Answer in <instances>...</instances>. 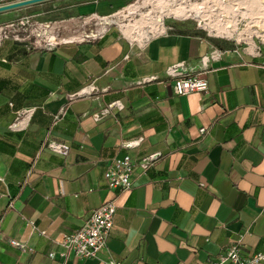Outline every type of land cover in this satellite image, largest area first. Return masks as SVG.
<instances>
[{"label":"crops","instance_id":"crops-1","mask_svg":"<svg viewBox=\"0 0 264 264\" xmlns=\"http://www.w3.org/2000/svg\"><path fill=\"white\" fill-rule=\"evenodd\" d=\"M54 2L100 19L125 6L48 0L19 9ZM19 9L0 12V24ZM118 31L51 49L0 44V264H209L235 243L243 259L264 252V60L187 32L140 41ZM170 67L203 75L208 89L175 94ZM125 154L154 157L135 168L130 189L109 188L103 172ZM106 201L116 211L97 255L61 257L54 240Z\"/></svg>","mask_w":264,"mask_h":264},{"label":"rangeland","instance_id":"rangeland-1","mask_svg":"<svg viewBox=\"0 0 264 264\" xmlns=\"http://www.w3.org/2000/svg\"><path fill=\"white\" fill-rule=\"evenodd\" d=\"M66 3L19 9L11 21L29 16L28 46L42 33L56 41L86 38L114 26L140 41L160 31H181L217 41L218 49H236L244 57L264 60V0H133L108 18L83 17L65 8ZM182 8V12L176 9ZM1 23L0 26H4ZM41 36L39 38H41ZM27 39V38H26Z\"/></svg>","mask_w":264,"mask_h":264},{"label":"built area","instance_id":"built-area-1","mask_svg":"<svg viewBox=\"0 0 264 264\" xmlns=\"http://www.w3.org/2000/svg\"><path fill=\"white\" fill-rule=\"evenodd\" d=\"M31 25L29 16H22L16 21L7 22L4 26H0V44L6 40H12L18 43H28L29 36H33V30L24 34L21 31H26ZM36 36H41L37 34ZM35 37L34 44L31 47H44L51 49L56 40L42 33L41 38ZM27 38V39H26ZM27 45V44H26ZM27 47H30L27 45ZM217 53H212L210 57H217ZM207 58V57H204ZM203 58V59H204ZM168 74L172 76V90L177 95H185L191 92H205L208 89V81L201 74H183L176 67H170L167 70ZM118 107L119 104H115ZM30 109L25 114L30 113ZM64 114V109L59 110L58 115ZM95 119L100 118V114H94ZM15 123L11 124L14 127ZM201 128L200 131H204ZM128 142L127 144H133ZM49 148L59 154H67L68 147L65 144L50 143ZM153 155L145 156L138 162H134L129 154L122 157L113 158L106 166L103 177L109 188L118 190H128L132 186V174L136 167L145 171L151 164ZM116 211V206L112 201L103 202L97 208L92 210L91 214L85 223L71 233L62 234L60 239L54 240L56 244L63 249L60 252L61 257H66L69 253L79 258H92L97 255V252L102 248L107 240L108 234L113 225V217ZM28 226L31 229H36L33 220H28ZM41 235H46L45 230H38ZM9 243L18 248H24L25 244L19 239H10ZM53 257V252L48 253ZM264 261V252H257L252 254L249 258H241L239 255V244H232L225 253L221 254L216 261L209 264H258ZM102 264H120L117 261L110 260L108 262H101Z\"/></svg>","mask_w":264,"mask_h":264},{"label":"water","instance_id":"water-1","mask_svg":"<svg viewBox=\"0 0 264 264\" xmlns=\"http://www.w3.org/2000/svg\"><path fill=\"white\" fill-rule=\"evenodd\" d=\"M44 1H48V0H16L5 4H0V12L12 10V9H19L22 7H26Z\"/></svg>","mask_w":264,"mask_h":264},{"label":"trees","instance_id":"trees-1","mask_svg":"<svg viewBox=\"0 0 264 264\" xmlns=\"http://www.w3.org/2000/svg\"><path fill=\"white\" fill-rule=\"evenodd\" d=\"M133 0H123V4L124 5H127L128 3H130V2H132ZM22 44H24V43H22ZM24 50V49H23ZM18 51H22V49H19Z\"/></svg>","mask_w":264,"mask_h":264},{"label":"bare ground","instance_id":"bare-ground-1","mask_svg":"<svg viewBox=\"0 0 264 264\" xmlns=\"http://www.w3.org/2000/svg\"><path fill=\"white\" fill-rule=\"evenodd\" d=\"M159 1H166V0H159ZM255 1H257V0H255ZM182 11H183L182 8L176 9V12H182Z\"/></svg>","mask_w":264,"mask_h":264}]
</instances>
